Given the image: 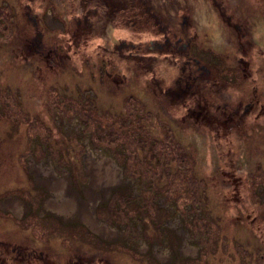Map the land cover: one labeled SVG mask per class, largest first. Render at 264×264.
<instances>
[{
    "label": "rangeland",
    "instance_id": "obj_1",
    "mask_svg": "<svg viewBox=\"0 0 264 264\" xmlns=\"http://www.w3.org/2000/svg\"><path fill=\"white\" fill-rule=\"evenodd\" d=\"M153 2L188 10L184 29L189 33L183 39L196 33V53L221 68L219 75L229 84L220 105L233 110L238 100L250 103L255 97L264 105V0ZM34 11L40 17L47 13L46 23L56 25L48 10ZM70 13L78 18L82 14ZM137 20L144 23L109 29L104 44L90 41L84 58L79 54L53 69L39 60L23 63L16 53L22 43L16 28H3L0 199H11L0 207L25 212L28 207L17 197L33 182L45 190L49 198L42 213L51 211L71 221H39L69 240L62 244L59 237L50 243L51 259L60 264L66 263L61 260L67 259V243L73 248L72 262L85 256L91 264H264V116L257 121L255 109L244 136L235 134L227 146L201 118L183 116L180 121L184 113L172 109L168 97L154 104L159 92L146 88L142 66L135 69L131 61L119 59L112 64L120 75L117 82L106 78L98 62L111 68L104 64L105 54L97 55L98 45L112 49L119 42H134L142 54L149 41L162 43L163 28L154 21L149 27L144 17ZM153 53L159 62L162 55ZM156 67L173 71L169 63ZM235 67L247 68L244 80ZM94 169L104 175L108 169L110 184L94 178ZM49 174L68 178L76 203L113 236L107 237L102 226H97L103 232L98 233L90 218L58 213L61 200L44 185ZM37 192L38 200L44 197Z\"/></svg>",
    "mask_w": 264,
    "mask_h": 264
},
{
    "label": "flooded vegetation",
    "instance_id": "obj_2",
    "mask_svg": "<svg viewBox=\"0 0 264 264\" xmlns=\"http://www.w3.org/2000/svg\"><path fill=\"white\" fill-rule=\"evenodd\" d=\"M0 3V13L2 12L0 33H3V28L11 30L16 28V36L22 40L21 46L16 47V53L18 58L21 56L23 63L29 64L30 61L35 63L34 60H39L48 65L49 69H53L64 61L79 57V54L84 58L90 41L101 40V44H104L106 39H110L107 33L109 29L135 27L138 22H143L137 18L144 17L145 24L149 27L154 21L157 27L164 29L160 34L162 43L158 45L149 41V45L142 46L145 49L142 54L141 46H135L134 42H119L112 49L98 45L97 55L103 58L102 54H105L104 64H109L111 68L101 67L102 60L98 62V69L102 70L101 73L106 78L117 82L120 75L112 70V64L119 59L131 61L135 69L142 66L147 79L146 88L150 90L155 88L159 92V95L154 93V104L156 100H160L159 97L164 99L168 97L167 101L172 109L180 111L181 114L183 111L184 115L178 116L180 121L184 120L183 116L188 119L195 117L197 121L201 118L208 130L217 132L227 146L231 137L233 143L235 134L244 136L247 131V119L255 109H258L259 113L256 120L264 116V105L258 104L257 97L254 101L244 104L243 101L238 100L239 103L233 110L229 109L226 103L220 105V95L225 94V85L229 84L223 83L225 80L219 75L221 68L211 61L201 59L196 53L192 45L196 33L195 36L183 39L184 33H189L188 28L184 29L187 18L184 12L188 10L176 8L169 10L167 6L162 7L153 0H0ZM212 6L220 8L219 5ZM13 9L16 10L15 14L12 13ZM41 9L51 13L49 14L51 22L56 25L50 26L51 24L46 23L47 13L40 17L34 11ZM76 11L82 13L79 18L73 17L70 13ZM177 11H182L181 15ZM175 12L177 13L174 14ZM227 25L234 27L229 22ZM56 31L62 33V38H56L54 33ZM241 38L243 39V34ZM152 47L158 49L155 51ZM82 49L84 50L81 51ZM153 52L162 55L159 62ZM235 62L242 63L238 60ZM163 63H169L173 71L169 73L165 69L156 67V64ZM240 65H244V62ZM129 69L131 70L130 67L128 71ZM246 69L238 67L235 70L238 71L241 80L245 79L243 70ZM121 81H124V75ZM252 92L257 93V89ZM37 190L44 194L40 200L37 198L39 194ZM25 191L26 194L17 198L21 205L28 207L27 211L0 207V264H60L55 261L54 256L51 259L49 252L53 254V251L50 243L59 237L62 238V244L65 240L67 242L69 240L64 233L57 230L58 228H50L47 222L43 226L39 221L47 218L68 223L71 221H65L51 211L42 213L46 209L49 196L45 190L36 187L34 182L33 186ZM10 199V197L0 199V204ZM72 250L73 248L67 243V259L61 262L91 264L84 255L77 254L76 249L74 252L84 257H78L72 262L70 254Z\"/></svg>",
    "mask_w": 264,
    "mask_h": 264
},
{
    "label": "bare ground",
    "instance_id": "obj_3",
    "mask_svg": "<svg viewBox=\"0 0 264 264\" xmlns=\"http://www.w3.org/2000/svg\"><path fill=\"white\" fill-rule=\"evenodd\" d=\"M107 164H109V162ZM111 166L112 165L110 164V170L112 171L113 175L116 173V178H117L118 172L115 170V168H113ZM94 171H95V173H93L94 178L98 179V181L101 183H103V180H105V182L103 184L106 186L110 184L109 183L110 174H109L108 169H105V175L103 174V171H101V169H97V170L94 169ZM49 177L50 178L47 181V184H44V185L45 186L47 185L49 190L53 191L55 193L54 199H60L61 200V204L58 207H62V209L59 210L58 213L65 215L68 211H70L72 213H75V215H79V216L85 217L87 219L90 218V220H87V221L93 226V228H95V230L98 233H101L102 231L100 229L98 230L97 226H102V225H100L99 223H97L94 220L93 213L91 211H89L88 208H85L82 205L76 203V196L70 191V184H69L68 178L64 177L62 180L57 179V178H55V176L53 174H49ZM52 180L56 181L57 184H54ZM72 197H74V198H72ZM53 204H54V202H53ZM103 228L106 230V231L104 230L103 232L109 231L108 228H106V227H103ZM105 235H107V237H111V236H113V232L112 233L108 232V234L105 233Z\"/></svg>",
    "mask_w": 264,
    "mask_h": 264
}]
</instances>
